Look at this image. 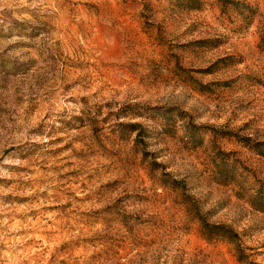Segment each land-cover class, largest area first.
<instances>
[{
    "label": "rangeland",
    "instance_id": "374dc122",
    "mask_svg": "<svg viewBox=\"0 0 264 264\" xmlns=\"http://www.w3.org/2000/svg\"><path fill=\"white\" fill-rule=\"evenodd\" d=\"M0 264H264V0H0Z\"/></svg>",
    "mask_w": 264,
    "mask_h": 264
},
{
    "label": "trees",
    "instance_id": "16d2710c",
    "mask_svg": "<svg viewBox=\"0 0 264 264\" xmlns=\"http://www.w3.org/2000/svg\"><path fill=\"white\" fill-rule=\"evenodd\" d=\"M135 127H139V125H135ZM204 226L206 228H210L211 229V233L209 234L211 237H219V238H226V234L225 233H221V232H227V230H229L228 228L221 226V225H209L207 223H204ZM221 230V231H219Z\"/></svg>",
    "mask_w": 264,
    "mask_h": 264
}]
</instances>
